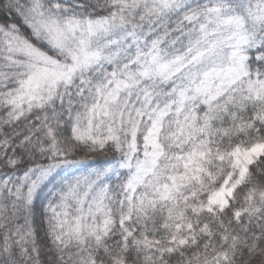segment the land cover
Wrapping results in <instances>:
<instances>
[{
  "label": "snow or ice",
  "instance_id": "obj_1",
  "mask_svg": "<svg viewBox=\"0 0 264 264\" xmlns=\"http://www.w3.org/2000/svg\"><path fill=\"white\" fill-rule=\"evenodd\" d=\"M0 264H264V0H0Z\"/></svg>",
  "mask_w": 264,
  "mask_h": 264
}]
</instances>
